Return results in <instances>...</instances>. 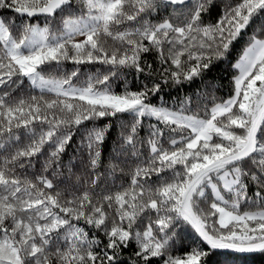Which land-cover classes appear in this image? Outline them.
Returning <instances> with one entry per match:
<instances>
[{
    "label": "snow or ice",
    "instance_id": "6c2138e0",
    "mask_svg": "<svg viewBox=\"0 0 264 264\" xmlns=\"http://www.w3.org/2000/svg\"><path fill=\"white\" fill-rule=\"evenodd\" d=\"M74 8L73 0H0V264H223L216 257L225 251L264 253V0H79ZM57 15L55 31L31 23ZM66 61L77 67L45 75ZM97 63L106 73L77 86L80 66ZM225 63L236 70L232 93L203 118L151 102L163 84L195 83ZM124 70L141 86L125 82L116 93L112 78ZM25 79L41 95L14 97ZM125 115L105 155L111 119ZM145 118L157 123L141 138ZM82 127L84 175L75 191L61 190L45 173L63 174ZM40 156L37 175L30 169ZM126 168L127 186L112 191L106 176ZM250 188L255 210L241 211Z\"/></svg>",
    "mask_w": 264,
    "mask_h": 264
},
{
    "label": "trees",
    "instance_id": "16d2710c",
    "mask_svg": "<svg viewBox=\"0 0 264 264\" xmlns=\"http://www.w3.org/2000/svg\"><path fill=\"white\" fill-rule=\"evenodd\" d=\"M73 4L76 5V8L73 9V11H76L78 13L79 8V0H73ZM9 16L12 15V13H8ZM61 17L57 15L55 18V21H46L44 16L37 17L34 20L31 21V23H38L40 25H44L47 22L52 28L53 31L57 30L58 28L62 27L60 24ZM208 22H211L209 20ZM17 23H19V18H17ZM81 39V38H77ZM113 45V41L109 39L107 41V46L111 47ZM154 57L149 56L148 60L149 62H152ZM234 62V61H233ZM159 67V65H156ZM77 66L74 65L71 61L64 62L58 70H55V66L51 69L45 70V75H56V76H62L66 73H70L73 71ZM81 72L79 75V79H74V83L76 85L82 84L90 75H95L97 73V70L99 69L101 74L106 73L108 66L101 65L99 63L97 64H87L80 66ZM236 70L233 68H230L227 63L222 64L218 69H213V71L206 75L202 80L200 78H197L195 83L191 84H185L183 86H175L171 83L169 84H163L162 90L158 94L157 98L150 97V100L153 104H163L164 106L172 109L181 110L182 107L186 109V113L190 114H198L201 118L205 115V109H210L213 102H219L225 98H227L231 93L233 89V83H232V77L235 75ZM125 82H127V85L130 90H137L141 86V78H138L132 70H124L121 71L118 77L112 78V90L116 93H120L124 90ZM146 82V81H145ZM12 95L16 98H28L32 95L39 96L41 95L39 89H33L29 82L25 79L24 84L22 87L16 89L13 91ZM45 99H52L54 98L53 94H44ZM186 98H190V102L187 105H184L183 102ZM131 118L127 115L117 119L112 118L111 122L113 123L114 127L110 130L111 136L109 138L108 144L105 146V155H108L111 153L112 150H114L117 147L116 141L119 138V133L122 130L121 124L127 123ZM108 121H95L93 123L85 122V125L87 128H91L93 126H102L103 123H107ZM157 121L154 118H145L143 121V127L142 130L139 132V136L141 138H147L148 132H149V125L150 124H156ZM161 128H164L165 131V137L164 140L169 139L168 129L163 125L160 124ZM86 132V128L82 127L79 129V131L76 132L73 141L71 142V145L67 149L66 155L63 157V163L66 167H63L62 169H59L58 171L62 172V175L53 176L52 170L49 169L46 175H48L49 179H53L54 183L57 185V187L61 190H67L69 192L75 191L74 186L77 185V178L82 177L84 175V169L83 166L80 165L79 161L81 160V139L82 135H84ZM173 137L176 136L175 133L171 134ZM178 138V137H177ZM25 142H27L25 138ZM169 145L165 143V147H168ZM142 153L144 155H147V145L145 144L141 148ZM0 153H2V150H0ZM141 159H144V156L141 157ZM45 160V156L39 157V162L35 163L34 167L30 169V172H34L37 175L40 174V171L42 169L43 163ZM70 161L75 164V167L71 168V171H69V168L67 165H69ZM131 166L134 167V164L132 162H129ZM103 172V168L101 169ZM167 176H171V172H167ZM130 177L128 176V169H125V172L123 174L117 172L115 175H107L106 181L107 186L112 190H117L121 185L127 186L129 182ZM153 180H155V176H153ZM99 191V190H97ZM248 199L246 201H242L241 210H249V209H255L252 202L257 200V197L255 196L254 190L252 188L249 189L247 192ZM227 198V196H226ZM205 206L202 204V207ZM147 223V220H145L144 224ZM81 226H83V222H81ZM144 225H141L143 227ZM187 233L191 234L192 229L189 226H184ZM87 230V229H86ZM93 234L99 235L101 239H104L102 233H97L95 229L92 230ZM187 247H184L180 251H187ZM133 251L132 248H129L124 254H122L121 259L122 260H128L130 253ZM179 254V252H177ZM216 259L223 262V264H264V253H233L230 251H225L217 255Z\"/></svg>",
    "mask_w": 264,
    "mask_h": 264
},
{
    "label": "rangeland",
    "instance_id": "374dc122",
    "mask_svg": "<svg viewBox=\"0 0 264 264\" xmlns=\"http://www.w3.org/2000/svg\"><path fill=\"white\" fill-rule=\"evenodd\" d=\"M35 24H38V23H35ZM40 27H44V25H40V24H38ZM236 74V73H235ZM77 86H79V85H77ZM228 98V97H227ZM227 98H225V99H227ZM157 105H159V104H157ZM211 108V107H210ZM170 109H172V108H170ZM173 110H177V109H173ZM177 111H179V110H177ZM185 114H187V115H192V114H190V113H186L185 112ZM155 119V118H154ZM252 210H255V209H252ZM242 211V210H241Z\"/></svg>",
    "mask_w": 264,
    "mask_h": 264
},
{
    "label": "water",
    "instance_id": "95a60500",
    "mask_svg": "<svg viewBox=\"0 0 264 264\" xmlns=\"http://www.w3.org/2000/svg\"><path fill=\"white\" fill-rule=\"evenodd\" d=\"M39 17H41V16H39Z\"/></svg>",
    "mask_w": 264,
    "mask_h": 264
}]
</instances>
